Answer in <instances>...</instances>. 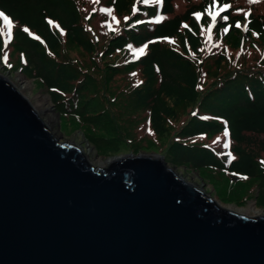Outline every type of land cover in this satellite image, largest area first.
Returning <instances> with one entry per match:
<instances>
[{
	"label": "trees",
	"instance_id": "obj_1",
	"mask_svg": "<svg viewBox=\"0 0 264 264\" xmlns=\"http://www.w3.org/2000/svg\"><path fill=\"white\" fill-rule=\"evenodd\" d=\"M215 5L223 17L210 21ZM0 12L5 66L44 85L100 151L158 146L222 199L256 190L264 205V0H0Z\"/></svg>",
	"mask_w": 264,
	"mask_h": 264
},
{
	"label": "water",
	"instance_id": "obj_2",
	"mask_svg": "<svg viewBox=\"0 0 264 264\" xmlns=\"http://www.w3.org/2000/svg\"><path fill=\"white\" fill-rule=\"evenodd\" d=\"M221 203L157 152L94 165L0 73V264H264V210Z\"/></svg>",
	"mask_w": 264,
	"mask_h": 264
},
{
	"label": "rangeland",
	"instance_id": "obj_3",
	"mask_svg": "<svg viewBox=\"0 0 264 264\" xmlns=\"http://www.w3.org/2000/svg\"><path fill=\"white\" fill-rule=\"evenodd\" d=\"M220 8H221V6L215 5V6H212L211 8H209L207 10L210 21H216V20H219L223 17V14L221 13ZM212 10H214L213 15L211 14ZM195 17L199 20V14H195ZM0 21L3 24V26H2L3 41L6 42L10 37L9 19L7 17H5L4 15H2V16H0ZM239 25H241V24H239ZM263 44H264V40H263ZM129 52L131 53V55L133 57H135L139 54L140 50L130 49ZM4 57H5V55H0V73L2 75H5L7 78H9L15 86L20 84L19 83V81H20L19 76L24 78L27 81V85L24 87L25 94L31 103L36 102V99H37L36 96L38 94H42L44 97H47V99H48L46 102L47 108L41 112V116L43 118H47L49 116L52 117V120L50 121V126H49L50 131L52 133H54L60 139L71 140L75 143H80L84 149H87L88 152H87L86 158H88V160L91 163H93L96 166L100 165V163L106 164L107 161L110 159V157L113 155H116V154H119L122 152L133 151L130 148L135 143L127 142L125 140H124V144L122 147L125 148L126 150L121 149L117 152H111L109 154L107 152L100 151L89 140L88 135L85 133L84 127H81L78 125L73 126L71 124L65 123V120L60 115L59 110L51 101L50 95H49V93H48V91L44 85L40 84L34 77L24 75L21 72L20 67L18 65L16 67L15 66L14 67H6L4 63L7 60H5ZM185 113H187V110L183 113L180 120L185 115ZM141 122H142V120H140V122L138 124H136V126L133 127V131L136 130V132L138 133L137 135L144 133V131H143L144 128H142ZM125 130H126V128L120 127V133L123 136V139H125L124 136H127V137L132 136L130 134V132L123 133ZM121 135H118V137H120ZM165 138L166 137H164L162 140L164 141ZM127 139L129 140V138H127ZM227 144H228V139H227L226 132H225L223 134V146H224L223 148H224L225 152L228 151L227 150ZM157 147L158 146H153V148H147V149L142 148V147H138L136 149V151L159 153L160 151H157V150H159V148H157ZM89 149H90V151H89ZM136 151H133V152H136ZM167 163L170 166H172L185 179L191 181L192 183H194L197 186L202 187L204 190L211 193L215 198L221 200L223 202L222 203L223 205H233V206H237V207H247V206L252 205L256 209L260 210L261 212L264 210V205H261V204L257 203V201H256V196L254 195L255 193H257V192H255L256 190L254 191V194L251 197L247 198L246 200H244L242 202H237V201H233V200H224L220 197L221 195L219 193V187H217L211 179H209L208 177H205L202 173H200V171L198 169L193 168V167L188 166V165H185V164H173L169 161H167ZM230 176L232 179H237V178L241 177L239 174H236V173L230 174Z\"/></svg>",
	"mask_w": 264,
	"mask_h": 264
},
{
	"label": "bare ground",
	"instance_id": "obj_4",
	"mask_svg": "<svg viewBox=\"0 0 264 264\" xmlns=\"http://www.w3.org/2000/svg\"><path fill=\"white\" fill-rule=\"evenodd\" d=\"M213 13H214V10L211 11V14L212 15H213ZM19 79H20V81H19L20 84L19 85H16V87L19 89V91L21 93H23L26 96L24 87L27 85V81L24 78H22L21 76H19ZM36 97H37L36 102H33L31 104L34 106V108L36 109V111L38 112V114L41 116V112L44 109L47 108L46 102H47L48 99H47V97H44L42 94H38ZM41 118L43 119V121L49 127L50 126V121L52 120V117L49 116L47 118H43L41 116ZM68 141H71V140H68ZM71 142H73V141H71ZM73 143H75V142H73ZM76 144L79 145V147L82 149L84 155L86 156L87 155V152H88L87 149H84L80 143H76ZM89 151H90V149H89ZM104 164L105 163H100V165H104ZM224 206L229 207V208H232V209H234L236 211L244 212V213H248V214H253V213H259V212H261L260 210L256 209L252 205L247 206V207H237V206H233V205H224Z\"/></svg>",
	"mask_w": 264,
	"mask_h": 264
},
{
	"label": "snow or ice",
	"instance_id": "obj_5",
	"mask_svg": "<svg viewBox=\"0 0 264 264\" xmlns=\"http://www.w3.org/2000/svg\"><path fill=\"white\" fill-rule=\"evenodd\" d=\"M227 7H229V5H224V8H227ZM2 15H3V13H0V16H2ZM226 18H227V17H225V19H226ZM237 27H240V25H237ZM25 30H27V29H25ZM4 59L6 60L7 57L5 56Z\"/></svg>",
	"mask_w": 264,
	"mask_h": 264
}]
</instances>
